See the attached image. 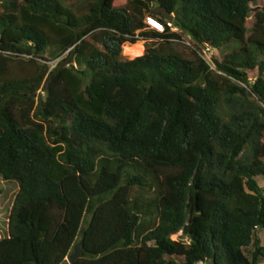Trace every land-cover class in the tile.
I'll return each mask as SVG.
<instances>
[{
    "label": "trees",
    "instance_id": "16d2710c",
    "mask_svg": "<svg viewBox=\"0 0 264 264\" xmlns=\"http://www.w3.org/2000/svg\"><path fill=\"white\" fill-rule=\"evenodd\" d=\"M256 1L0 0V264H264Z\"/></svg>",
    "mask_w": 264,
    "mask_h": 264
},
{
    "label": "rangeland",
    "instance_id": "374dc122",
    "mask_svg": "<svg viewBox=\"0 0 264 264\" xmlns=\"http://www.w3.org/2000/svg\"><path fill=\"white\" fill-rule=\"evenodd\" d=\"M69 2H73L77 5V7H81L82 4L80 3L81 0H68ZM264 5V0H257L254 2L251 6L253 9L251 17L247 20L248 24H252L254 22V10L258 7H261ZM174 31L177 32V28H173ZM142 43V47L144 49L145 42L138 41ZM172 46L176 48L178 51H181L184 55L190 56L192 55L193 51H197L213 68H214V60H221V58L229 52L231 49H214L210 48L208 46H199L195 47L194 45L190 44V40L188 37L181 35L180 39L174 40L172 43ZM130 48L123 49L122 54L129 58L133 59L137 56L130 55L127 51ZM143 52V50H142ZM140 56V55H138ZM42 63L45 61L40 60ZM48 63V62H46ZM258 71L253 70L249 71V78L251 81H254L256 76H257ZM257 181L259 185L264 188V177L260 176L257 177ZM0 236L6 235L7 231V220H8V215L13 203V199L15 197V194L18 191V184L16 182H6L0 177ZM262 242L264 244V236H262ZM178 264H182V260L178 259ZM202 264V263H198Z\"/></svg>",
    "mask_w": 264,
    "mask_h": 264
},
{
    "label": "water",
    "instance_id": "95a60500",
    "mask_svg": "<svg viewBox=\"0 0 264 264\" xmlns=\"http://www.w3.org/2000/svg\"><path fill=\"white\" fill-rule=\"evenodd\" d=\"M157 11L161 12L163 17L167 19L169 22L173 21V16L169 14V12L165 8H158ZM261 232V229H258V234ZM81 248L80 244H76L74 246L73 252L69 255L67 258V263L66 264H73L76 260H78L81 257Z\"/></svg>",
    "mask_w": 264,
    "mask_h": 264
},
{
    "label": "built area",
    "instance_id": "2783aa9c",
    "mask_svg": "<svg viewBox=\"0 0 264 264\" xmlns=\"http://www.w3.org/2000/svg\"><path fill=\"white\" fill-rule=\"evenodd\" d=\"M144 22L149 28L154 29L155 31L160 32V33L164 32L163 24L156 18L152 16H146Z\"/></svg>",
    "mask_w": 264,
    "mask_h": 264
}]
</instances>
